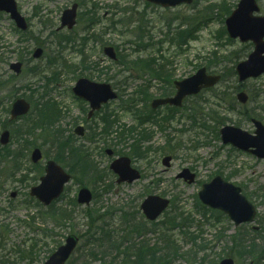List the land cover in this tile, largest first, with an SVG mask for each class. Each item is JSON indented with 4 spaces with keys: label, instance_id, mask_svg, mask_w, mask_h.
Here are the masks:
<instances>
[{
    "label": "rangeland",
    "instance_id": "374dc122",
    "mask_svg": "<svg viewBox=\"0 0 264 264\" xmlns=\"http://www.w3.org/2000/svg\"><path fill=\"white\" fill-rule=\"evenodd\" d=\"M75 0H18L19 6L25 16L29 17L31 20V30L35 34H39V29H45V27L39 24V12L41 17L47 20L53 19L55 21V26L58 27L60 24V15L62 11L70 6ZM84 3V6L80 8V13L86 14L90 5H95L98 8L100 16L103 14L105 17L106 27L108 28L109 19L111 13L117 14V20L127 19L129 20L130 14L135 22L130 25V33L134 32L135 27L140 24L143 26V35L151 37L153 43L156 44L166 37L170 36L171 33L177 32L176 29L181 27L189 26L192 29L198 28L199 38L193 40L185 48L184 52H178V48L168 46V41L163 44L166 57L169 58L167 67L172 70L173 77L177 80L188 78L190 75L198 71L197 66L206 65L210 63L211 72H220L225 76V80L219 85L211 88L210 90H205L201 93V97H192L188 99L185 103L188 110H184L176 113V118L170 128L165 131H161L157 126L151 125L150 131L153 132V137L149 141L152 147L150 154V159H139L133 161V165L137 167L142 172V178L140 181L129 184H117L118 177L111 171L110 164L118 156H131L130 143L132 139L128 140L126 143H118L116 133H113L109 138L100 137V140L95 139L92 143H89L90 139L93 137V129L101 128L100 120L109 111H115L118 115L119 120L113 127V132L123 131L122 129L132 127L137 124L135 122L134 114L128 111L125 107L126 104L134 99L131 104L132 111L137 110L139 107L143 109L145 107L144 102L141 100L140 91H138L140 86H144L146 90L147 84H150L152 75L137 68H129L125 73H119V70H125L122 68H117L114 63L104 54L103 45L100 44L103 37L108 43L116 42L118 45L115 47L117 52L122 54H127L130 56L136 48L137 36L135 32L133 34H124V29L119 28L118 30L107 29L105 33L101 36L94 37L85 46L86 54L88 56V63L84 65L86 70H82L83 74L80 75L81 71L78 70V74H61L58 80V85L54 88L52 92L60 94V104L63 109L61 115L62 120L58 117L56 119L55 125L61 126L60 129L63 131L61 139L58 142H54L53 147L46 145L44 148V154L49 158H53L55 154L64 157V162L62 166L67 168L72 167L74 160L71 157L72 145L79 148L85 156L90 155L89 162L96 167V173L100 174L103 179L91 178L89 172L83 174L75 169L73 175V181H71L67 186L66 196L61 200H58L55 207L60 209L62 213H67V216L71 217V221L58 222L56 220L46 221L43 220L44 217L39 215V219L42 229H51L56 233L53 239L56 243L49 246L47 249L41 251L38 259L34 263L26 259H18L15 257L16 264H41L47 260L49 255L57 249V247L64 243L67 235L70 233L79 234L82 236L80 241V246L78 250L74 253L72 258L67 264H132L129 258L122 256L120 260L114 261L115 253L111 251V243H123L121 238H126V232L121 230H126L127 235L134 238L135 233L129 226H125L134 223L135 221L145 223V231L143 239L148 243L154 245H159L162 242L161 232L162 223L174 218L175 212L182 211L184 216H189L192 218L193 226L188 232L191 234H198L203 231V239L205 243L210 242V249L200 252L197 254V263H192L191 261H186L182 258H176L173 264H215L218 253L223 255V257L235 258L236 264H258L253 256H238L236 254V244L233 240V236L239 235V233L247 232L251 230V224L241 225L235 228L232 221L226 217V215H217L214 213H209L204 216L201 213V209L197 204V194L201 190L205 182L212 180L216 175H222L225 179H228L234 184L242 186L243 192L247 197L256 204L258 208L259 220L252 223L255 226H260L264 224V202L262 201L264 197V161L255 156L244 153L236 148H232L230 145L223 144L220 139L219 131L225 124L234 125L238 122L240 127L247 129L250 132H254L255 128L249 119H244L242 117V107L238 103L235 95L238 92V87L241 85L244 87L245 91L250 94L255 88L261 87V101L264 102V76L254 80H248L241 84L238 83V77L234 76L233 68L237 62H240L248 57L253 47L250 43L240 42L238 39H229L227 33L223 32L225 29L224 16L226 12H222L214 7H219L223 5L228 8H234L239 0H197V3L193 6L182 5L174 9H163L157 5H149L146 0H77ZM36 5L39 7L40 11L37 15L34 14V9ZM214 5V7H213ZM261 10L264 14V0H261ZM124 9V10H122ZM122 10V11H121ZM122 12H126L127 16H123ZM129 16V17H128ZM208 20V18H210ZM132 20V21H133ZM102 26L105 27L104 23L97 26V30H101ZM83 22H80L76 32L82 33L84 30ZM14 22L10 20L7 14H0V35L4 38L2 42L1 57H3L4 62H0V76L2 79L7 81L8 77L12 75V71L9 68L11 62L19 59V49L25 45V43L20 42L19 36L14 31ZM126 29V28H125ZM139 32V28L136 29V33ZM105 35V36H104ZM40 40L47 39V32L40 33ZM144 38V37H143ZM145 40V39H144ZM29 43V49L34 48L36 45L35 41H27ZM26 42V43H27ZM135 42V43H134ZM147 43V41H145ZM48 46V44H47ZM27 47V46H26ZM70 48L66 49L65 55L67 60L74 61L79 65L81 61L78 54ZM48 52V57L50 50ZM157 52V46L154 51L149 50L146 53L135 51L132 56H137L140 53L142 56H149ZM47 56L39 61L40 63H46ZM132 58V57H131ZM135 59V58H133ZM235 61H237L235 63ZM36 62V61H34ZM99 63V65H96ZM38 64V63H34ZM40 64V65H44ZM33 65L32 63H26L24 66L25 72L17 81L8 82L7 89H0V133L3 130L2 123L6 119L5 110L8 105L19 98L24 97L30 100V97L35 105L40 106L41 98L32 89H38L39 85H43L40 76L38 78H33V83L31 84V78L28 73L29 67ZM104 69V72H101ZM114 76L115 79L119 80L120 85H122V91L119 98L115 101L110 102L99 115H96L95 119L91 123L90 129H87V137L82 139L76 135H73L75 128V123L79 122L85 118L86 114L83 113V109L86 108L87 103H81L76 99L75 95L71 93L72 86L76 83L75 81L84 76L95 80L97 82H108L106 78L108 76ZM132 77V78H131ZM151 93L155 94L160 90L157 87V83L153 82L152 86H148ZM11 91L14 97L10 96ZM43 88H40L38 93H42ZM125 92V93H124ZM125 101L123 103L122 101ZM135 108V106H137ZM249 110L252 113L251 100L248 104ZM191 108V109H190ZM248 109V108H247ZM105 110V112H103ZM161 114H165L167 110L161 108L158 110ZM191 113L196 114V120L198 124L193 123V120L189 119L188 115ZM35 118V112L31 115ZM214 116V118H213ZM220 117L225 120L223 124H219L217 119ZM264 117V116H263ZM60 119V121H59ZM25 121V120H24ZM24 121L20 120V126ZM60 122V123H59ZM206 122V127H201L202 123ZM126 125V126H125ZM193 125V126H192ZM9 128H15V126H10ZM63 128V129H62ZM22 129V128H21ZM25 130V129H24ZM22 129V131H24ZM181 130V131H180ZM37 133V131H36ZM38 134H43L40 131ZM74 136V138L72 136ZM170 136V137H169ZM112 138V140H111ZM168 138L172 139L170 150H163L168 144ZM31 139H33L31 137ZM29 139V140H31ZM44 141V139H41ZM33 142H39L37 139ZM61 142V143H60ZM58 147V148H57ZM107 148L114 150V156H108L105 151ZM158 151L157 149H160ZM12 151L16 153V157L19 158L15 160L16 165L13 164V158L5 156V153H0V210L7 208L9 205L10 195L13 190L18 192V197L15 203L21 204L25 198V193L30 192V188L34 185L40 183V177L44 174V169H35L32 165L30 159V153L23 150V147L12 141L11 148ZM157 150V151H156ZM166 155H172V166L167 168L161 163V160ZM132 157V156H131ZM192 168L198 177L194 185L186 184L184 181L177 179L179 172L183 168ZM67 168V169H68ZM69 168V170H70ZM229 176V177H228ZM19 180V181H15ZM27 180V181H25ZM88 186L94 194L92 203L86 207L84 205L76 204L73 206V199H75L76 194L80 187ZM155 194L158 196L168 197L172 200L170 208L160 217L158 223H153L149 225L140 211V205L146 196ZM264 200V199H263ZM34 208H33V206ZM53 207V209L55 208ZM39 208L36 204H23L18 210L13 211V213L8 214L5 217L4 211L0 212V222L3 220L8 222H16L18 218L24 219L28 213H38ZM52 211V210H51ZM46 212V210L44 211ZM91 212V216L88 214ZM48 215L53 213L47 212ZM219 223H217V218ZM98 219V220H97ZM16 220V221H15ZM107 221L110 223L111 228L116 230H110L105 227L107 232L104 234L105 237L108 236V241L106 238H102L101 242L104 244V249L108 252L106 261L102 262L100 260L92 261L88 258V250L96 249L97 244L87 243V233L97 232L96 229L103 225V222ZM216 221V222H215ZM18 222V221H17ZM95 222V223H94ZM214 224H217L214 226ZM60 225V226H59ZM94 225V226H92ZM251 225V226H250ZM13 233L10 237V243L14 240L25 239L27 235L25 233L27 230L25 227L14 224L12 226ZM171 228L169 227L168 231ZM173 230V229H172ZM171 231L170 235L173 239H177V244L186 251L190 250L191 245L185 244L182 238V234L179 230ZM114 232L118 238L114 235ZM223 233L224 237L221 236L219 239V234ZM52 239V240H53ZM128 239V237H127ZM51 241V240H50ZM136 241V240H135ZM17 243V241H14ZM52 242V241H51ZM202 242V241H199ZM246 242H250L247 239ZM258 244H261L257 242ZM9 247V245L6 243ZM4 245V246H5ZM3 249V246H0ZM135 249L136 247H132ZM10 247L8 248V250ZM7 250H3L0 254L4 255ZM9 252V251H8ZM130 250L128 254L133 253ZM182 252V253H185ZM101 257V254H100ZM201 259H206L201 263ZM38 261V262H37ZM264 262V260H263ZM149 260L145 261L144 264H150Z\"/></svg>",
    "mask_w": 264,
    "mask_h": 264
},
{
    "label": "water",
    "instance_id": "95a60500",
    "mask_svg": "<svg viewBox=\"0 0 264 264\" xmlns=\"http://www.w3.org/2000/svg\"><path fill=\"white\" fill-rule=\"evenodd\" d=\"M151 2L160 3L163 6H175L180 3H191L192 0H149ZM68 8L62 15V27L67 26L68 29L76 24V10L77 6ZM0 10L11 13L12 19L16 20L19 27L26 29L27 24L17 10L16 0H0ZM259 7L256 0H241L238 8L234 10L233 14L226 20L228 33L232 37H240L242 41L251 40L255 42V50L250 55L247 61H242L237 67V73L240 76V81L249 77L259 76L264 73V16H255L254 12H259ZM106 53L115 58L116 54L114 48H105ZM42 54L41 49L36 51L35 56ZM22 63L17 62L13 64L12 68L19 73L21 71ZM221 79L220 76L207 75L206 68H201L195 75L179 82H176L178 93L169 99H158L153 102V107H158L162 104H173L181 106L184 98L190 94H197L205 87H211ZM75 93L84 97L91 103L92 110L90 117L95 110H99L102 104L108 100L115 99L117 93L112 90L108 83L99 84L91 82L85 78L78 81L74 88ZM239 101L244 104L248 101L249 96L245 92L237 94ZM12 117L17 118L19 115L26 114L30 106L24 99H19L13 105ZM257 130L255 135L250 134L238 127L225 126L221 131L222 140L225 143H232L242 150H248L260 158H264V125L259 120L253 121ZM78 131V129H77ZM81 133L82 130L80 129ZM9 132H5L1 139L4 144H7L9 139ZM108 153L111 155L112 151ZM41 158V151L36 149L32 154V159L38 162ZM171 158L167 157L163 163L170 166ZM130 158L121 157L115 161L111 166L117 174H119L118 182H133L140 178L137 170L130 166ZM47 175L41 179L42 185L34 187L33 193L37 195L43 202L51 203L55 197H58L63 192L65 182L70 180V176L53 161L46 166ZM185 178L189 183L195 180V174H191L189 169H184L179 175V178ZM242 189L232 183L224 181L221 176H216L211 182L205 183L203 189L199 192L203 203L212 208H219L231 216L236 225L242 222H249L255 219L256 211L252 203L247 201L243 195ZM16 193H13L15 196ZM92 194L89 189L84 188L79 193L78 200L82 203H89L92 199ZM169 201L164 198L150 196L142 204L145 215L150 220H155L167 208ZM76 236L70 235L66 241V245L61 246L56 253L47 261L46 264H65L68 257L74 251L78 244ZM221 264H234L233 258H227L221 261Z\"/></svg>",
    "mask_w": 264,
    "mask_h": 264
},
{
    "label": "trees",
    "instance_id": "16d2710c",
    "mask_svg": "<svg viewBox=\"0 0 264 264\" xmlns=\"http://www.w3.org/2000/svg\"><path fill=\"white\" fill-rule=\"evenodd\" d=\"M219 10H225L227 11L228 8L221 5L219 6ZM230 12V11H229ZM229 14V13H228ZM84 22L85 24H87V19L84 17ZM123 22V19L121 20V23ZM122 26H126L122 23ZM179 35L180 36H177L175 37L173 40H177V38H181V37H184L186 36V34L189 33V30L187 29L186 31H181V29L179 30ZM54 35L56 36H59L57 33H55L54 31ZM59 37H62V36H59ZM62 41L65 42V44H67V46H70V44H73L75 43L73 37H71L70 39H68L67 36H65L64 39H61ZM76 44V43H75ZM56 48H60V50L58 51L57 49H55L56 51V59L57 61H62V58L60 56V53L62 52L61 50L63 49V45H59L58 43H56L55 45ZM81 50H79V53H80ZM83 60V59H81ZM64 62V61H63ZM69 63V62H68ZM155 61L153 59H150V60H142L138 57H136L135 59H132L130 58L127 54H124V55H120L119 56V62H116V65L117 67L121 66L123 67L124 66V69H129V68H137L139 69L140 71L141 70H148L151 74H153V78L154 77H159L163 80H170V75L166 76V77H163L161 75V73L159 72V69H156L153 67L152 64H154ZM63 64H65V67L67 66L68 68H71V67H77L75 64L73 63H69V65H67L66 62H64ZM113 79V77H112ZM110 80V79H109ZM164 89V88H163ZM165 90V89H164ZM172 85H171V81H169V88L168 90L166 89L165 91L162 92V96H167L169 95V93L172 92ZM140 91V96H141V100L142 101H145L146 104L147 102L149 101L151 95H150V92L149 90H142V89H139ZM138 111V110H137ZM139 114H138V119L141 123H145V121H148L149 119H155L157 120L158 117H159V114L156 113V115H152L154 112L151 111L150 109L146 110H139L138 111ZM242 114H243V117L244 118H250L249 116V112L247 110H244L242 111ZM47 115V113H46ZM46 115H43L44 117H47ZM172 118V115L171 113L169 112L168 114H165L162 116L161 118V121H163L164 125H166L167 123H170V119ZM50 119V117H49ZM106 130V129H104ZM142 134V133H141ZM148 137V136H147ZM146 137V138H147ZM138 142V141H136ZM133 149L135 150V155L136 157H139L141 154H143L142 150H141V147L138 146V144L136 143L135 145H133ZM80 157V163H81V166L82 168H84V170L86 171V169L89 168V163L87 161H84L83 158L81 157L82 154H78ZM202 208V213L204 216H206L207 212L206 211H209L207 208L205 207H201ZM181 217V216H180ZM180 217H178V214L176 213L174 215V218H172L171 220H169V223L166 222V221H163L162 224V228H161V232H160V235H162V239H163V242H162V245H158V246H154V247H150L147 243L143 242L142 245H140L137 249H136V252H135V259H134V264H143V261L148 259L149 261H151L150 264H172L173 261L177 258V257H181V258H184V259H188V260H195L194 259V255L195 253L199 252V251H203V250H206V245L204 244H198L197 243V238L195 237H192V243L195 245V249L196 250H190L186 253H182V249L179 247V245L176 244V242H172L170 237L168 236L167 237V233H168V229L169 227L174 229V227L176 226H179L180 228H184L185 227V221L188 220L189 218L188 217H181L180 221L178 220ZM33 220V223H29L28 221L24 220V222L28 225H31V226H34V222H35V219L32 218ZM18 221H21V219H18ZM31 226H29V231L33 232V229L31 228ZM5 230L8 231L9 229V225L5 224ZM103 228V227H102ZM102 228H101V231H102ZM132 230L136 233H142V230H143V225H137V226H134V228H132ZM35 235H41L39 232L35 233ZM43 235V234H42ZM45 238L48 236V234L46 235H43ZM101 236H103V231L101 233ZM94 242H99L98 243V247L99 249L102 248L103 249V245L101 244V238L98 239V237L96 236V234L94 235ZM29 240L32 241V243H29L27 242V245L29 247H25L23 249L20 248V246H18L16 243H14V246H17L19 247V250L16 248L14 249V251L17 252V254L21 257H25V254L26 252L29 253V256H34L33 252L34 250H36V247L38 246V244H40L42 242V240H38L37 237L35 238H31L29 237ZM45 240V239H44ZM239 242H240V239H239ZM46 245H48V243L46 242L45 243ZM115 246H117V243H114ZM237 247H240V249L237 250V253H238V256H259V257H263L264 255V245L259 247L257 246L254 242L253 244H250V247L249 246H243L241 244L237 245ZM116 252H118L119 254L121 253V247H118L115 249ZM37 253V251H36ZM103 254H105L104 252H102ZM89 256L93 257V258H98L97 257V252L95 250H90L89 252ZM219 257V256H218ZM102 259H104L102 257ZM206 259H204L205 261ZM6 260H4L2 257L0 258V264H5ZM203 263V261L201 262Z\"/></svg>",
    "mask_w": 264,
    "mask_h": 264
},
{
    "label": "flooded vegetation",
    "instance_id": "af4514ba",
    "mask_svg": "<svg viewBox=\"0 0 264 264\" xmlns=\"http://www.w3.org/2000/svg\"><path fill=\"white\" fill-rule=\"evenodd\" d=\"M52 26H53V22H52ZM53 30V32H54V29H52ZM57 83H58V81H57ZM59 84V83H58ZM56 95V98H58V100H60L59 98H60V94L59 93H57V94H55ZM59 105H61V104H59ZM60 123V122H59ZM59 125H61L62 126V124H59Z\"/></svg>",
    "mask_w": 264,
    "mask_h": 264
}]
</instances>
